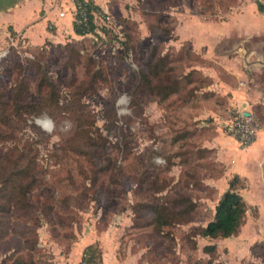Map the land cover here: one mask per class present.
I'll return each mask as SVG.
<instances>
[{
	"label": "rangeland",
	"instance_id": "rangeland-1",
	"mask_svg": "<svg viewBox=\"0 0 264 264\" xmlns=\"http://www.w3.org/2000/svg\"><path fill=\"white\" fill-rule=\"evenodd\" d=\"M55 1L65 23L74 3ZM92 1L101 9L94 34L46 27L55 37L39 45L14 33L0 39V264H52V247L66 258L82 237L97 245L95 264H264L255 248L264 243L260 179L240 181L247 211L235 235L199 233L242 149L224 148L229 136L218 123L236 104L210 98L209 78L193 69L206 65L204 38L216 30L229 53L236 48L241 35L221 27L252 0ZM34 20V30L45 23L38 11ZM153 50L165 57L162 81L178 80L163 101L137 86ZM49 83L58 103L45 102ZM42 100L39 114L26 113V102ZM253 110L263 120L264 109ZM8 179L21 186L17 193ZM206 244L216 252L205 253Z\"/></svg>",
	"mask_w": 264,
	"mask_h": 264
},
{
	"label": "crops",
	"instance_id": "crops-1",
	"mask_svg": "<svg viewBox=\"0 0 264 264\" xmlns=\"http://www.w3.org/2000/svg\"><path fill=\"white\" fill-rule=\"evenodd\" d=\"M56 3V1L52 3V0H16L3 10L0 9V30L4 29L0 33V39L4 38L5 40L9 34L11 35L8 27L11 28L14 35H20L32 45H39L55 37L52 31L47 30L48 27H56L57 31L67 28L69 33L74 34L72 11L71 18L62 23L66 14L55 7ZM240 7V12L231 15L230 21L221 27L232 28L231 31L228 28L227 31L221 30V32L241 35L235 43L236 48L231 47L229 53L230 50L226 46H222L216 30L214 32L216 36L204 38L208 47L204 48L202 58L206 61V65H200L199 71L203 76L209 78L211 88L208 91L213 96L216 94L219 97L226 96L231 104H236L235 107L256 115L253 105H259L264 109V11L258 10L255 0L244 2ZM74 8L75 5L72 4L71 9ZM37 11L44 17L45 23L39 30H34ZM232 79L238 81L237 86L230 83ZM197 92L202 94L199 90ZM212 95L209 97L211 98ZM258 119L261 122V129L255 140L242 149V160L238 163L235 159L230 161L234 173L231 178L237 175L240 181L244 179L248 184L255 182L256 185H259L258 179L264 183V118L262 120L258 117ZM225 145H233L234 149L239 148L236 141L230 136L224 138V148ZM255 200L261 202L263 199L256 198ZM92 243L86 241V238H80L79 241L74 242L70 250L68 249L66 258L60 248L52 247L50 260L52 264H77L78 253L82 252L86 245ZM61 257H64L65 260H61Z\"/></svg>",
	"mask_w": 264,
	"mask_h": 264
},
{
	"label": "trees",
	"instance_id": "trees-1",
	"mask_svg": "<svg viewBox=\"0 0 264 264\" xmlns=\"http://www.w3.org/2000/svg\"><path fill=\"white\" fill-rule=\"evenodd\" d=\"M75 5V13L73 20V32L74 34L84 37L88 34H94L97 30V25L94 22L95 14H98L101 9L93 3L92 0H73ZM257 4V8L259 11H264V4L260 1L255 0ZM8 30L12 33L10 27ZM200 62L204 63V59L200 58ZM165 66V57L157 56L156 50L150 52L148 59L145 63V67H141L140 71H138V88H147V93L156 94L160 101H163L168 98V96L178 92V80L170 81L167 80L165 82L161 79V72ZM195 73L201 77H205L201 74V72L197 69H193ZM206 78V77H205ZM155 80V83L152 84V81ZM41 81L49 82L45 77L41 79ZM157 81V82H156ZM40 83V82H39ZM51 87L50 94L47 100H42V102H32L25 103L24 109L26 113L31 114H39L41 108L47 107L45 102L55 101L58 103V99L54 91V87L52 83L47 84ZM176 85V86H175ZM212 95L211 92H209ZM24 98V90H18L16 92L15 99L18 100L20 104L21 100ZM16 100V101H17ZM23 107V106H22ZM7 183L12 186V192L17 193L20 190V185L17 184L14 180H7ZM242 189V185L240 183V179L237 175H234L228 181L227 189L220 195L217 203L214 207V213L211 220H209L205 226L200 228V235L202 237H208L211 239H225L235 235L239 229V227L243 224L245 213L247 211L246 202L243 199L240 190ZM18 195H14L12 197H17ZM153 211L158 212L159 208L153 206ZM162 215V214H161ZM166 215H158L154 216V220H158L159 223L166 221ZM162 221V222H161ZM256 250H258L262 256L264 257V243H258L255 245ZM97 245L88 244L85 246L82 252V258L80 262L77 264H95V261L99 259V255L97 252ZM203 251L205 253H214L216 252L215 244H206L203 246ZM85 254V256H83ZM10 264H35L32 259H24V258H15Z\"/></svg>",
	"mask_w": 264,
	"mask_h": 264
},
{
	"label": "built area",
	"instance_id": "built-area-1",
	"mask_svg": "<svg viewBox=\"0 0 264 264\" xmlns=\"http://www.w3.org/2000/svg\"><path fill=\"white\" fill-rule=\"evenodd\" d=\"M218 123L221 131L232 137L241 149L249 146L261 129V124L254 114L235 106L228 109Z\"/></svg>",
	"mask_w": 264,
	"mask_h": 264
},
{
	"label": "flooded vegetation",
	"instance_id": "flooded-vegetation-1",
	"mask_svg": "<svg viewBox=\"0 0 264 264\" xmlns=\"http://www.w3.org/2000/svg\"><path fill=\"white\" fill-rule=\"evenodd\" d=\"M16 0H0V9H4L14 3Z\"/></svg>",
	"mask_w": 264,
	"mask_h": 264
},
{
	"label": "bare ground",
	"instance_id": "bare-ground-1",
	"mask_svg": "<svg viewBox=\"0 0 264 264\" xmlns=\"http://www.w3.org/2000/svg\"><path fill=\"white\" fill-rule=\"evenodd\" d=\"M40 125H41V127H42L43 129H45V130L48 129V127H47V125H48L47 121H41V122H40Z\"/></svg>",
	"mask_w": 264,
	"mask_h": 264
},
{
	"label": "water",
	"instance_id": "water-1",
	"mask_svg": "<svg viewBox=\"0 0 264 264\" xmlns=\"http://www.w3.org/2000/svg\"><path fill=\"white\" fill-rule=\"evenodd\" d=\"M246 116L248 115V113H244Z\"/></svg>",
	"mask_w": 264,
	"mask_h": 264
}]
</instances>
